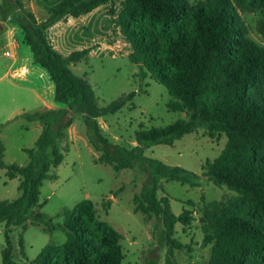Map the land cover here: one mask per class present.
Masks as SVG:
<instances>
[{
	"label": "trees",
	"instance_id": "16d2710c",
	"mask_svg": "<svg viewBox=\"0 0 264 264\" xmlns=\"http://www.w3.org/2000/svg\"><path fill=\"white\" fill-rule=\"evenodd\" d=\"M111 1L61 0L40 25L22 0L0 3V27L16 15L24 44L55 84V101L69 107L57 111L52 120L50 112L29 116L41 121L43 131L35 148L25 149L30 158L26 166L7 165L0 140V168L10 180L19 178L21 193L13 201H0V223H6L3 264H19L11 228L26 224L30 212L42 206L44 182L58 178L52 171L65 160L59 141L67 138L76 113L82 114L90 142L101 153L96 163L112 165L116 172L139 168L146 174L142 191L134 198L136 212L157 219L154 237L168 247L169 264H178L174 251L186 248L175 237L176 226H190L195 218L188 209L176 215L170 197H159L160 179L197 187L200 176L149 158L146 149L172 146L202 126L212 139L225 135L228 140L222 154L206 162L202 176L237 193V198L205 206L203 245L213 246L208 264H264V44L251 38L240 13L264 12V0H207L206 7L189 0H122L115 21L132 47L129 59L140 68L137 77H150L165 86L172 97L168 109L189 114L188 119L166 127L141 125L132 148L111 143L98 119L120 112L137 93L124 94L101 107L88 75L69 68V63L87 59L89 51H75L66 60L46 36V30L61 19L87 15ZM258 32L264 40V17ZM63 216L60 228L66 242L46 246L30 264H122L124 236L101 220L90 199L65 210ZM42 219L44 215L37 211L35 220ZM20 244L24 248L23 241Z\"/></svg>",
	"mask_w": 264,
	"mask_h": 264
},
{
	"label": "rangeland",
	"instance_id": "374dc122",
	"mask_svg": "<svg viewBox=\"0 0 264 264\" xmlns=\"http://www.w3.org/2000/svg\"><path fill=\"white\" fill-rule=\"evenodd\" d=\"M189 1L192 5L208 6L207 0ZM60 2L61 0H32V3H27L26 6L31 8L33 5V12L42 17L56 8ZM240 13L249 27L251 38L259 44H264L258 32L259 21L264 17V12L240 10ZM15 16L12 14L6 21L1 22L2 28L0 27V131L3 129L6 131L4 142L8 151L5 163L23 166L28 164L29 155L21 152L20 148L21 146L35 148L34 138L37 131L18 113L20 109L40 110V104L34 103V95L30 91L15 85L16 80L20 82L19 78L14 80L7 76L13 59L5 56V51L12 52L11 46L16 44L19 47L16 49L17 56L23 57L25 52L31 53L30 47L24 44L23 32L16 24ZM99 28L100 25L94 30L90 28L87 32L80 29L78 32L82 36L78 35L80 37L78 41L102 37ZM74 64H77L78 68H75ZM69 68L80 76L89 74V82L98 97L99 105L103 108L124 94L133 91L137 93L133 102L127 103L120 112L98 119L103 135L113 144L132 148L137 145L135 135L141 125L147 129L166 127L178 120L189 118L187 113L168 109L172 97L165 86L150 77L143 80L137 77L140 68L130 61L126 52L116 59H97L81 64L69 63ZM55 114L50 112L51 120ZM26 125L27 127H24ZM206 131L202 126L196 132L177 140L172 146L156 145L145 152L149 158L159 159L169 166L182 167L200 176L197 187L183 185L167 178L160 179L159 197H170L172 211L176 215L185 209L194 213L195 221L192 225L176 226L175 237L186 247L174 251V258L178 264L210 262L213 246L203 245L205 206L215 202L228 203L237 198V193L227 187H218L202 176L206 162L217 159L228 140L225 135L212 139ZM67 133V138L59 141L65 153V160L52 171L58 178L44 182L41 188L42 206L30 212L24 226L11 228L15 260L19 264H30L29 261L37 258L46 246L64 244L67 236L60 228L64 223V211L72 210L78 203L90 199L95 204L101 220L110 223L124 236L122 245L125 259L122 264L151 262L169 264L168 247L161 245L154 237L157 219L147 218L136 212L134 198L141 193L147 180L146 174L139 168L116 172L112 165L96 163L101 153L96 152L90 142L88 127L82 114H75L73 124ZM18 187V179L10 180L6 171L0 168V201L17 199L21 194ZM37 211L44 215V219L35 220ZM5 233L6 223H0V264H3ZM20 241H23L24 248Z\"/></svg>",
	"mask_w": 264,
	"mask_h": 264
},
{
	"label": "crops",
	"instance_id": "0c3cea01",
	"mask_svg": "<svg viewBox=\"0 0 264 264\" xmlns=\"http://www.w3.org/2000/svg\"><path fill=\"white\" fill-rule=\"evenodd\" d=\"M22 2L24 5V9H28L29 12L34 14L38 25L44 22L51 13L49 11L42 17L37 16L32 10L33 5H31V8H29V6H26L27 3L31 4L32 0H28V2L22 0ZM121 11L122 0H112L107 4L101 5L100 7L96 8L94 11L87 15L78 18L67 16L64 19H61L46 30V36L54 49L66 60L75 51L88 50L89 54L87 56V59L78 62V64L97 59H116L121 57L123 55V52H126L130 57V54L132 53V47L121 33L120 27L115 21ZM105 22H108V24L106 25ZM98 25H100L99 29L102 31V37L99 36L93 37L90 40L78 41V39L82 36L78 32L80 29H83V32H87L90 31V28H92L93 30L96 29ZM78 35L80 37H78ZM11 48L13 53V57L11 58L13 59V62L8 70L7 76L13 78L14 80L15 78H19L20 82L16 80L15 85L30 91L34 95V103L40 104V110H38L37 108H31V110L20 109L18 113V115L22 117L28 125L35 127V130L37 131V134L34 138L36 144V141L43 131V124L37 119H29L28 117L30 115L41 113L44 111L56 113L59 110H68L69 107L58 104L55 101V84L52 83L53 81L51 82L52 79L49 73L44 68L40 67V65L35 61L32 52H25V55H23V57H19L17 56L18 52L16 50L19 49V47H17V45L15 44L12 45ZM74 67L78 68V65L74 64ZM22 70H25L26 73L20 76L13 75V72ZM24 127H27V125ZM5 133L6 131L4 129L0 131V140L4 143L6 148L4 161L8 151L7 145L4 142V138L6 136ZM20 149L21 152H25V149L34 148L21 146ZM16 179H18L19 181V178Z\"/></svg>",
	"mask_w": 264,
	"mask_h": 264
},
{
	"label": "built area",
	"instance_id": "2783aa9c",
	"mask_svg": "<svg viewBox=\"0 0 264 264\" xmlns=\"http://www.w3.org/2000/svg\"><path fill=\"white\" fill-rule=\"evenodd\" d=\"M12 54H13V53H12L11 51H6V52L4 53L5 56L10 57V58L13 57ZM25 73H26L25 70H22V71H15V72H13V75H14V76H20V75L25 74Z\"/></svg>",
	"mask_w": 264,
	"mask_h": 264
}]
</instances>
